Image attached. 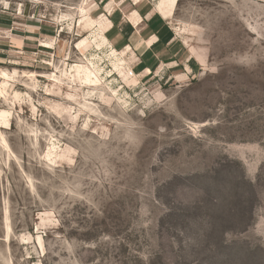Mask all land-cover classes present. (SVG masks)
Segmentation results:
<instances>
[{"label": "rangeland", "instance_id": "obj_1", "mask_svg": "<svg viewBox=\"0 0 264 264\" xmlns=\"http://www.w3.org/2000/svg\"><path fill=\"white\" fill-rule=\"evenodd\" d=\"M121 2L0 0V264H264V0H179L146 77L77 46ZM88 60L104 100L48 77Z\"/></svg>", "mask_w": 264, "mask_h": 264}, {"label": "crops", "instance_id": "obj_2", "mask_svg": "<svg viewBox=\"0 0 264 264\" xmlns=\"http://www.w3.org/2000/svg\"><path fill=\"white\" fill-rule=\"evenodd\" d=\"M157 4L150 0H132L131 3L129 0H122L118 7L104 14L106 22H109L105 35L111 47L119 53L126 52L124 55L134 62L132 70L138 75L145 74L144 77L156 76L166 68L180 65L182 63L178 62H182L190 54L171 19L157 11ZM179 46L188 51L186 58ZM180 55L183 56L178 61L177 57ZM188 58L184 67L190 72L192 57Z\"/></svg>", "mask_w": 264, "mask_h": 264}, {"label": "bare ground", "instance_id": "obj_3", "mask_svg": "<svg viewBox=\"0 0 264 264\" xmlns=\"http://www.w3.org/2000/svg\"><path fill=\"white\" fill-rule=\"evenodd\" d=\"M135 1L139 2L141 0H135ZM178 1L179 0H159L156 9L165 18L172 20L174 14H175L177 5H178ZM81 13L83 14V18H82L81 22H84L85 27L91 28L92 31L94 30V32L91 33L90 37H86L80 43H78L77 46L79 47V49H85L87 51L91 48L93 49V47H96L97 49H107L109 46H111L106 35H105L107 29L109 28V22H106L107 19L104 17H102L101 19H97V20L94 18H91L90 16H88L86 14V11L84 8H81ZM136 18H138V17H136ZM133 21L135 23L137 22V20H135V19H133ZM81 22H80V24H81ZM176 30H177L178 34H180L183 31L184 32L186 31V29L183 30L181 28H176ZM42 45L45 47H48V48H52L53 43H45ZM110 49L112 51V55H117V57H119L118 61H116V63L114 64V68L116 70H119L120 73H122L121 62H126V60L123 57V55L126 52L122 54V53H119L118 51L114 50L112 47ZM88 61H89L88 65H85V63H82V64H78V65L71 67L70 70L62 71L60 74L61 76H57L56 74H50L48 77L50 79H52V82L62 83L61 78L63 76L64 78H66L67 80H69L70 82L73 83L74 78H75V74H73V72H76L77 78L80 80L81 84H86V85H89L90 87H93L92 89L88 90L87 96L92 97L93 95L98 94L97 96L99 98H101L102 100H104L106 97V91L100 90L98 88V87L103 86L102 85L103 78H101L102 68L98 65L97 62H92L91 60H88ZM15 75H16V72H14L13 74H10L9 72L0 70V78L4 79V81L0 83V98L2 96L4 98H6L4 93H8V90H10L12 87L9 80L14 78L13 76H15ZM140 76L142 77L143 74ZM134 83H135L134 80H132L129 84H134ZM108 88L105 87V90ZM109 90H112L114 93H116V91L113 90L112 88H110ZM20 96H21L20 93L15 92L14 99H19ZM72 96L73 95L69 94V97L72 98ZM82 107H85L88 110H94L91 102L85 101ZM4 117H7L6 112L0 111V119H2ZM8 125L9 124H7L6 122H0L1 128H3V126H5L4 128H6ZM47 155L48 156H54V159H56L58 157V147L56 146L55 143L52 144V147H50ZM41 220L47 221L48 220V214H45L44 217L41 216ZM39 240L41 241V239H39Z\"/></svg>", "mask_w": 264, "mask_h": 264}]
</instances>
